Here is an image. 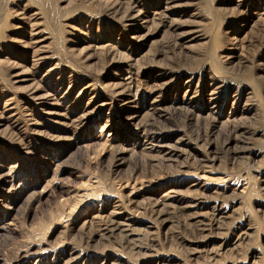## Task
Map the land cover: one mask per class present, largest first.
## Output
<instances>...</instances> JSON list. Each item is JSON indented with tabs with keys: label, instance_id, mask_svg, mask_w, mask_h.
I'll list each match as a JSON object with an SVG mask.
<instances>
[{
	"label": "rangeland",
	"instance_id": "rangeland-1",
	"mask_svg": "<svg viewBox=\"0 0 264 264\" xmlns=\"http://www.w3.org/2000/svg\"><path fill=\"white\" fill-rule=\"evenodd\" d=\"M41 1L0 0V264H264V0Z\"/></svg>",
	"mask_w": 264,
	"mask_h": 264
},
{
	"label": "bare ground",
	"instance_id": "bare-ground-1",
	"mask_svg": "<svg viewBox=\"0 0 264 264\" xmlns=\"http://www.w3.org/2000/svg\"><path fill=\"white\" fill-rule=\"evenodd\" d=\"M37 3H39L43 8H45L46 10L48 9L47 7L49 6V5H46L45 4V2H42L41 0H35ZM167 1H170V3H173V4H175V1H177V0H167ZM172 4V5H173ZM53 12V11H52ZM55 14V13H54ZM144 15V14H143ZM55 16V15H54ZM141 16V13H134V12H132L131 14H129L127 17H128V19H126V20H128V23H129V27H131V28H133V27H135V26H137V21L139 20L138 18ZM53 18V17H52ZM52 20V19H51ZM50 21V20H49ZM51 24H52V22H51ZM26 74V73H25ZM23 76L25 77V75H21V76H17V83H19V84H21L22 82H29V80H27V79H23ZM30 90V89H29ZM34 91V90H33ZM32 94V93H31ZM116 95H118V93L116 94ZM122 95V94H121ZM121 95L119 94V98H121ZM123 96H124V92H123ZM127 96V95H126ZM39 101H42V104L43 105H49L48 103H49V99H48V97H43V96H41V98H37ZM121 102V111H123V112H126V111H130V110H133L134 109V107H133V105H132V101H130L129 99L127 100V99H123V100H121L120 101ZM191 103V102H190ZM103 108V107H102ZM96 114V113H95ZM97 115V114H96ZM57 117H61V116H59V115H57ZM84 119V118H83ZM63 125V124H62ZM67 140V139H66ZM7 176V175H6Z\"/></svg>",
	"mask_w": 264,
	"mask_h": 264
}]
</instances>
